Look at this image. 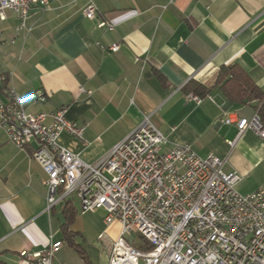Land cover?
Listing matches in <instances>:
<instances>
[{
    "label": "crops",
    "instance_id": "0c3cea01",
    "mask_svg": "<svg viewBox=\"0 0 264 264\" xmlns=\"http://www.w3.org/2000/svg\"><path fill=\"white\" fill-rule=\"evenodd\" d=\"M88 2L36 5L22 29L16 11L7 10L0 20V99L14 87L21 97L45 95L28 99V112L66 107L68 119L88 126L84 140L64 131L60 143L89 163L149 113L165 150L189 143L242 174L241 193L264 189V138L247 129L231 145L238 128L225 122L252 118L258 101H231L217 85L221 68L233 63L264 91V0H94L92 20L83 13ZM101 20L114 28H100ZM116 43L118 50L109 49ZM191 80L210 89L200 101L184 89ZM36 147L33 141L20 148L0 129V259L17 264L23 249L34 253L61 241L52 264H109L120 224L107 225L105 209L82 211L72 196L76 214L65 230L69 199L47 211V174L32 158Z\"/></svg>",
    "mask_w": 264,
    "mask_h": 264
},
{
    "label": "built area",
    "instance_id": "2783aa9c",
    "mask_svg": "<svg viewBox=\"0 0 264 264\" xmlns=\"http://www.w3.org/2000/svg\"><path fill=\"white\" fill-rule=\"evenodd\" d=\"M51 2L0 0V20L6 19L7 10H14L22 29L34 6L45 9ZM97 9L89 0L83 13L92 20ZM99 27L113 29L114 24L101 20ZM119 48V43L109 47ZM7 93L6 101L0 99V129L20 148L37 143L32 158L47 174V211L75 196L82 211L105 209L103 221L120 224L109 264H264V189L241 193L237 185L243 175L226 171L225 159L213 153L202 156L189 143L165 150L166 137L148 113L123 141L89 163L60 143L64 131L84 140L88 123L68 119L66 107L53 113L28 112L25 102L43 101V93L21 97L14 87ZM190 96L200 101L199 96ZM225 122L238 128L231 145L247 129L264 138L258 112L250 119L228 117ZM131 233L140 234L142 244L151 248L135 246L127 238ZM105 237L100 233L101 239ZM61 246L58 241L34 253L23 249L17 264H52Z\"/></svg>",
    "mask_w": 264,
    "mask_h": 264
},
{
    "label": "trees",
    "instance_id": "16d2710c",
    "mask_svg": "<svg viewBox=\"0 0 264 264\" xmlns=\"http://www.w3.org/2000/svg\"><path fill=\"white\" fill-rule=\"evenodd\" d=\"M217 85L222 90L223 94L234 102H250L258 101V115L261 122L264 124V91L255 83L253 78L238 64H229L223 66L220 70ZM185 91H193L199 97H202L210 92V89L199 82L191 80L185 85ZM66 223L63 225L65 230L70 225L75 217L76 209L73 201L69 199L65 202L64 208ZM141 248H151L148 243L140 245ZM0 264H4L0 259Z\"/></svg>",
    "mask_w": 264,
    "mask_h": 264
},
{
    "label": "rangeland",
    "instance_id": "374dc122",
    "mask_svg": "<svg viewBox=\"0 0 264 264\" xmlns=\"http://www.w3.org/2000/svg\"><path fill=\"white\" fill-rule=\"evenodd\" d=\"M76 199V198H75ZM76 203H79L78 201ZM128 240H130L135 246H140L144 239L138 233H131L127 235Z\"/></svg>",
    "mask_w": 264,
    "mask_h": 264
}]
</instances>
